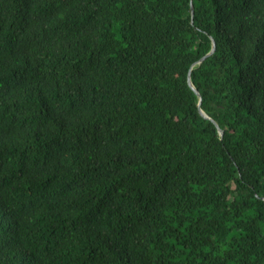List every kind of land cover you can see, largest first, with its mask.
Instances as JSON below:
<instances>
[{
    "label": "trees",
    "instance_id": "16d2710c",
    "mask_svg": "<svg viewBox=\"0 0 264 264\" xmlns=\"http://www.w3.org/2000/svg\"><path fill=\"white\" fill-rule=\"evenodd\" d=\"M0 264H264V0H0Z\"/></svg>",
    "mask_w": 264,
    "mask_h": 264
},
{
    "label": "water",
    "instance_id": "95a60500",
    "mask_svg": "<svg viewBox=\"0 0 264 264\" xmlns=\"http://www.w3.org/2000/svg\"><path fill=\"white\" fill-rule=\"evenodd\" d=\"M191 11H192V18L194 17V5L193 3L191 2ZM193 23V21H192ZM215 50H216V46H215V43H213V47L211 49V51L206 55L204 56L199 62H197L196 64H201L203 63L208 57H210L211 55H213L215 53ZM195 64V65H196ZM188 85L195 91V93L200 97V110H201V113L202 115L205 117V118H208L210 119V117L205 113V111L202 109V104H203V97L200 93V91L196 88L195 84H193L192 82V79H191V72L189 73L188 75ZM213 122L217 125V127L219 128V131H220V134L221 136H224L225 135V132L220 128L219 124L213 120Z\"/></svg>",
    "mask_w": 264,
    "mask_h": 264
}]
</instances>
